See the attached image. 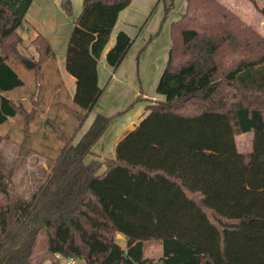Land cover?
<instances>
[{"label":"trees","instance_id":"16d2710c","mask_svg":"<svg viewBox=\"0 0 264 264\" xmlns=\"http://www.w3.org/2000/svg\"><path fill=\"white\" fill-rule=\"evenodd\" d=\"M34 1L0 0V126L19 117L25 140L36 109L9 97L25 85L15 64L38 87L45 63L56 60L42 34L33 40L37 60L14 58ZM132 1L84 0L77 17L71 1H61L74 23L65 69L76 89L72 105L58 104L78 125L63 137L48 179L30 198L19 194L0 147V264H59V256L83 264H153L145 249L156 243L161 264H264V37L218 0H186L171 24L156 88L165 99L152 102L117 143L115 158L89 159L113 117L97 114L73 142L102 97L98 64ZM249 1L264 19V7ZM132 45L119 31L106 55L113 71ZM250 132L251 150L242 152L236 137Z\"/></svg>","mask_w":264,"mask_h":264},{"label":"rangeland","instance_id":"374dc122","mask_svg":"<svg viewBox=\"0 0 264 264\" xmlns=\"http://www.w3.org/2000/svg\"><path fill=\"white\" fill-rule=\"evenodd\" d=\"M35 1V5L29 11L30 15L27 16V19L32 21L34 25H37L40 22L42 23L44 20L48 19L45 26L52 29L55 26L54 24H59L61 22V18H63V14H65L61 6L62 0ZM70 1L73 14L72 17H77L82 11L84 0ZM222 1L232 4L235 9H231L226 5L225 6L237 14L244 22L257 29L260 35L264 37L263 17L260 14L259 21V12H257L249 0ZM255 1L256 3L258 2L260 7H264V0ZM171 3L177 4L178 9L176 11L181 12L182 8L179 7H182V5L184 6L186 0H161V2H159V0H154L151 18L153 19L155 17L158 10L160 11L163 10L164 7H169ZM173 14H176L175 10H172V13L169 14V18ZM28 20L24 24L23 28L18 30L20 36L22 37V41L18 45V54L15 55V59H18V57H26L37 60L39 58V53L37 52L36 45L33 40L37 34L43 33V31L39 33L37 28L34 27ZM165 34L167 35V38L170 37L167 32ZM135 52L137 53V50H135ZM61 64L62 63L58 57L55 61L51 59L47 61L43 69L41 83L38 87L35 83L33 74L24 69L20 62L15 64V68L21 78L24 79L25 85L24 87L9 93V97H11L16 103L21 100L28 110L35 108L36 116L30 123V137L27 140H25V134L22 130V124L19 117L9 118L4 125L0 126V147L7 165L14 169L13 182L15 187L17 188L19 194L26 198L33 196L32 194L37 186L44 183L48 179L52 166L55 164L58 152L62 148L64 142L63 137H71L74 129L78 125V120L67 110L66 106L58 104L59 102H62L68 103V106L72 105L71 99L75 93V83L68 80V77L65 75V71H62ZM135 67L137 68V63ZM59 69L61 71H59ZM146 69L147 68H144V70ZM63 74L66 76V79ZM139 84V82L135 84L136 93L139 90ZM132 85L134 87V84ZM119 86L121 88L118 89H120V92L123 95L119 98V100L117 98H113L111 100V102H113L111 103L112 105L115 104L118 107L122 102L126 101V96L131 102L133 101L132 99L137 98V95L133 91L132 87H127L125 84H117L114 87L117 88ZM149 86L150 84H147V81L143 78L142 87L145 89V87L147 88ZM118 92L119 90L117 93ZM145 93L151 95L154 91L146 90ZM106 97L108 98V96H103V99ZM103 99L102 101H105ZM130 101L129 103H131ZM141 102L142 100H139L136 101L135 104H139ZM143 102L149 103L151 101ZM124 104L125 102L122 105ZM131 108H128V111L131 110ZM117 124L119 129H122V124ZM78 138L79 137L77 135L73 142H75ZM251 138L253 139V132L236 137L240 151L249 152L251 150ZM22 142H28V144L23 146ZM117 239L124 248L126 240L123 237H117ZM161 256V243L146 246L145 257L149 258L150 262L153 264H161ZM83 263L84 261L81 259L74 260L59 256V264ZM47 264H52V262L48 260Z\"/></svg>","mask_w":264,"mask_h":264},{"label":"crops","instance_id":"0c3cea01","mask_svg":"<svg viewBox=\"0 0 264 264\" xmlns=\"http://www.w3.org/2000/svg\"><path fill=\"white\" fill-rule=\"evenodd\" d=\"M219 1L227 7L235 9L232 4L222 0ZM35 2L36 1H34L31 8L35 5ZM159 2H161V0H159ZM153 6L154 0H133L131 4L120 13L116 26L112 31L110 40L101 56L98 64V75L99 85L103 88V94L99 103L90 113L89 117L82 126L81 131H79V138L75 140V143H77L89 129L97 114L100 113L113 118L104 134L93 147L92 150L94 154L89 156L90 159L96 158L103 161L106 158H115L117 143L149 114L150 111L148 110V107L153 101H162L165 99V97L158 94L155 89L157 88L161 74L166 66L169 51L172 45L170 35L171 24L181 18L185 12L186 3L184 6L182 5V7H179L182 8L181 12L176 11L178 9V5L174 4V7L169 11L167 16H165L166 8L164 7L163 10H158L155 17L152 19L151 13ZM258 6L260 7L259 4ZM172 10H175L176 14H173L169 18V14L172 13ZM29 15L30 12H28L27 16ZM258 15L260 21V13H258ZM47 20L48 19L44 20L42 23H38L37 25H34V23L30 20L28 21L37 28L39 33L43 31V33L40 34L44 35L51 43L56 59L58 57L62 63V71H65V75L68 77L70 82L75 83L74 87L76 89L75 78L68 74L65 69L67 43L74 26L73 19L65 13L63 14V18H61V22L59 24H54L55 26L52 29L45 26ZM119 31L126 32L133 39V45L120 67L113 71L112 67L107 63L106 55L115 44L116 36ZM166 32L169 34V38H167V35L165 34ZM134 49L137 50V53ZM136 63L137 68L135 67ZM144 68L147 69L144 70ZM59 71L61 70L59 69ZM65 75L63 74L66 79ZM64 78L63 80L65 81ZM143 78L147 81V84H150V86L147 88L145 87V89L142 87ZM137 82L141 85L139 84V90L136 93L135 84ZM117 84H125L127 87H132L133 91L137 95V98L132 99L133 101L131 102L126 96L124 105H122L124 102H122L118 107L115 104L112 105L111 103L113 102H111V100L113 98H117L119 100V98L123 95L121 94L120 89H118L121 88L120 86L117 88L114 87ZM132 84H134V87ZM118 90L119 92L117 93ZM146 90H153L154 93L148 95L145 93ZM103 96H108V98L106 97L103 99ZM138 98L139 100H142V102L135 104L134 102H136L135 100ZM102 99L105 101H102ZM129 101L131 103H129ZM143 101L151 102L148 103ZM133 103L134 107L128 111V107ZM117 123L122 124V129H119ZM250 140L251 142L253 141L252 138ZM104 169L105 167L102 168V170Z\"/></svg>","mask_w":264,"mask_h":264},{"label":"water","instance_id":"95a60500","mask_svg":"<svg viewBox=\"0 0 264 264\" xmlns=\"http://www.w3.org/2000/svg\"><path fill=\"white\" fill-rule=\"evenodd\" d=\"M118 237H120V235H118Z\"/></svg>","mask_w":264,"mask_h":264},{"label":"bare ground","instance_id":"6f19581e","mask_svg":"<svg viewBox=\"0 0 264 264\" xmlns=\"http://www.w3.org/2000/svg\"><path fill=\"white\" fill-rule=\"evenodd\" d=\"M120 237H122V236L120 235Z\"/></svg>","mask_w":264,"mask_h":264}]
</instances>
